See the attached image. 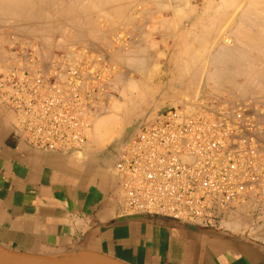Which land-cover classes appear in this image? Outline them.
<instances>
[{
    "label": "built area",
    "instance_id": "obj_1",
    "mask_svg": "<svg viewBox=\"0 0 264 264\" xmlns=\"http://www.w3.org/2000/svg\"><path fill=\"white\" fill-rule=\"evenodd\" d=\"M0 46V103L29 146L81 153L108 106L120 66L112 58L138 36L121 26L111 47L44 50L6 33ZM113 170L124 216L164 217L223 229L264 213V92H200L157 111L121 148Z\"/></svg>",
    "mask_w": 264,
    "mask_h": 264
},
{
    "label": "crops",
    "instance_id": "obj_2",
    "mask_svg": "<svg viewBox=\"0 0 264 264\" xmlns=\"http://www.w3.org/2000/svg\"><path fill=\"white\" fill-rule=\"evenodd\" d=\"M254 42L260 45L259 39ZM135 43L132 52L141 49L143 39ZM215 63L208 81L235 78L252 59L223 55ZM186 66L161 73L166 83L157 94L191 93L200 66ZM76 155L29 146L17 137L13 114L0 103L1 246L40 256L88 250L127 264H264L263 213L231 218L223 229L164 217H125L113 159L92 146L82 158Z\"/></svg>",
    "mask_w": 264,
    "mask_h": 264
},
{
    "label": "rangeland",
    "instance_id": "obj_3",
    "mask_svg": "<svg viewBox=\"0 0 264 264\" xmlns=\"http://www.w3.org/2000/svg\"><path fill=\"white\" fill-rule=\"evenodd\" d=\"M115 1L0 0V46L8 44L6 33L13 32L21 41L36 42L46 51L55 46L73 43L108 49L112 44L113 32L121 26H130L138 38L143 39L139 51L132 52L133 47H136L134 43L129 50L120 49L112 54V58L120 66V73L114 82L113 97L97 116V119L104 116L107 110L114 107L123 115L126 114L125 117H132L134 124L120 132L113 133L111 130L105 136L104 139H108L105 142L101 136L94 141L95 119L88 132L85 149L92 146L111 157L115 163L123 143L161 109L191 100L205 91L220 93L227 88L239 91L242 95L264 92V0H253L250 7L253 12L245 11L240 22L236 21L238 17L234 20L230 12L236 5H240L238 0H178V3L175 0ZM201 19L206 22H199ZM242 30L244 35L241 34ZM255 33L257 37L254 36ZM218 35V46L211 49L210 46ZM226 37L231 40V44L225 46L222 39ZM252 37L253 40L249 41ZM238 38L243 42L249 41L251 48L239 42ZM256 39H259L260 45L254 42ZM252 44H257L258 47H253ZM221 46L226 48L221 49ZM223 55L231 59L249 57L252 63H248L235 78L208 81L206 76L216 68L215 60ZM194 64L200 66V74L191 93L179 96L180 98L166 97V104L145 109L147 99H161L164 95L157 94L166 83V79L160 77L161 73L170 69L174 71L181 65L190 67ZM154 92L155 95L152 96ZM130 94L138 96L136 107L125 104ZM126 108L129 111H125ZM139 110V115H136ZM127 118L121 122L120 127ZM85 149L76 156L82 158ZM260 216L264 217V213Z\"/></svg>",
    "mask_w": 264,
    "mask_h": 264
},
{
    "label": "bare ground",
    "instance_id": "obj_4",
    "mask_svg": "<svg viewBox=\"0 0 264 264\" xmlns=\"http://www.w3.org/2000/svg\"><path fill=\"white\" fill-rule=\"evenodd\" d=\"M115 1V0H114ZM119 1V0H118ZM131 1V0H130ZM161 1V0H160ZM159 1V2H160ZM173 1V0H172ZM177 3L179 2L178 0H175ZM182 1H184V0H182ZM260 1V0H259ZM258 1V2H259ZM109 2H110V0H109ZM116 2V1H115ZM120 2V1H119ZM261 2V1H260ZM262 2H263V0H262ZM16 3H18V1L16 2ZM127 3H129V2H127ZM238 3L240 4V5H236L234 8H232V10L230 11V9H229V11L231 12V16L233 17V19L234 18H237L238 17V20H236V19H234V20H236L237 22H240L239 20L240 19H243V17H244V13H245V11H249L250 10V12H253V11H251V6H252V3H253V0H238ZM155 4V3H154ZM156 4H160V3H156ZM222 4V3H221ZM162 9V8H161ZM173 9V8H172ZM263 9V8H262ZM253 10V9H252ZM160 11V10H159ZM262 11H264V10H262ZM174 12V11H173ZM205 12V11H204ZM256 12V11H255ZM139 13V12H138ZM143 13V12H142ZM174 14V13H173ZM255 15H257V13L255 14ZM173 16V15H172ZM185 17V16H184ZM147 21V20H146ZM242 21V20H241ZM137 22V21H136ZM152 23V22H151ZM243 27V26H242ZM142 28V27H141ZM261 30V29H260ZM227 31V30H226ZM237 31V30H236ZM241 31V30H240ZM240 31H237V32H240ZM244 32H243V30H242V33L241 34H243ZM261 33V32H260ZM224 34V33H223ZM229 34V33H228ZM240 34V35H241ZM245 34V33H244ZM243 34V35H244ZM250 34H252V33H250ZM259 34V33H258ZM257 34V35H258ZM264 34V33H263ZM222 35V34H221ZM234 35V34H233ZM246 35H247V33H246ZM249 35V34H248ZM256 35V33L254 34V36ZM201 36H203V35H201ZM228 36V35H227ZM242 36V35H241ZM204 37V36H203ZM232 37V36H231ZM239 37V36H238ZM245 37V36H244ZM249 37H251V36H249ZM255 37H257V36H255ZM258 37H260V36H258ZM262 37V36H261ZM206 38V37H205ZM204 38V39H205ZM219 38H220V36L218 35L217 37H216V39L212 42V44H211V46H210V48L211 49H215L217 46H218V40H219ZM242 38V37H241ZM262 39H263V37H262ZM249 41H251V40H249ZM249 41H246V42H249ZM207 42V41H206ZM258 42V41H257ZM222 43L223 44H225V46L227 45V44H231V40L229 39V38H223L222 39ZM261 43V42H260ZM251 44V43H250ZM257 44H259V43H257ZM257 44H252L251 46H253V47H256V46H258ZM261 46H263V44L261 45ZM223 47L224 46H221V49H223ZM228 47V46H227ZM224 48H226V47H224ZM220 49V48H219ZM235 49V48H234ZM236 51H237V48L235 49ZM239 50V49H238ZM242 50V49H241ZM247 50V49H246ZM215 51V50H214ZM248 51V50H247ZM252 52V51H251ZM208 53V52H207ZM236 55V54H235ZM248 55H249V53H248ZM234 56V55H233ZM252 57V56H251ZM244 58V57H243ZM259 58V57H258ZM232 59H235V58H232ZM257 60V59H256ZM221 61V60H220ZM227 62V61H226ZM262 62V61H261ZM229 63V62H228ZM243 63V62H242ZM221 64V63H220ZM224 64V63H223ZM187 65V64H186ZM232 65H233V63H232ZM224 66H225V64H224ZM227 67V66H226ZM229 68V67H228ZM241 70V69H240ZM223 71V70H222ZM225 71H226V69H225ZM228 71H229V69H228ZM237 71V70H236ZM246 71V70H245ZM242 72H243V70H242ZM224 74V73H223ZM226 74V73H225ZM233 74V73H232ZM225 76V75H224ZM239 76V75H238ZM255 76V75H254ZM257 76V75H256ZM190 77H192V76H190ZM256 78V77H255ZM230 79V78H229ZM236 80V79H235ZM187 83H189V82H187ZM251 88V87H250ZM247 89V88H246ZM141 92H143V90L141 91ZM166 98V96H162V98L161 99H155V97L154 98H151L150 100L149 99H147V100H149V101H147L146 99V106H145V109H147V108H150V107H152V106H160V105H164V104H166L167 103V100L165 99ZM126 103L125 104H127L128 103V105L130 104L132 107H136L137 106V104H138V102H139V99H138V96H133V94H130L129 95V97L128 98H126ZM144 100V101H145ZM145 103V102H144ZM128 105H125V107L127 106V107H129ZM118 106V105H117ZM127 109H129V108H126L125 109V111H129V110H127ZM108 112L104 115V116H102V117H100V118H98L97 119V117L95 118V119H97L96 120V122H94V141L98 138V137H102L101 139L102 140H104V142L105 141H107L106 139H104V138H106L105 136H107V134H109L110 133V131L112 130L113 131V133H115V132H120L123 128H126V127H130L131 125H133L134 124V122L133 121H131L133 118L132 117H125L126 116V114L125 115H123L121 112H120V110L119 109H115L114 107H112V108H110L109 110H107ZM131 113H133V111H131ZM139 113H140V110L138 111V113H136V115L138 114L139 115ZM133 115H135V114H131V116H133ZM125 118H127V120H126V122L122 125V127H120V125H121V122L123 123L124 122V119ZM132 118V119H131ZM95 119L93 120V121H95ZM130 120V121H129ZM111 138V136L109 137V139ZM98 141V140H97ZM96 141V142H97Z\"/></svg>",
    "mask_w": 264,
    "mask_h": 264
},
{
    "label": "water",
    "instance_id": "obj_5",
    "mask_svg": "<svg viewBox=\"0 0 264 264\" xmlns=\"http://www.w3.org/2000/svg\"><path fill=\"white\" fill-rule=\"evenodd\" d=\"M144 216V215H143ZM142 217V216H125ZM154 217V216H153ZM0 264H127L94 251L70 252L61 256H40L12 251L0 245Z\"/></svg>",
    "mask_w": 264,
    "mask_h": 264
}]
</instances>
